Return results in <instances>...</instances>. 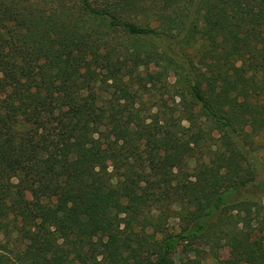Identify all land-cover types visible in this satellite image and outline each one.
I'll list each match as a JSON object with an SVG mask.
<instances>
[{"label":"trees","instance_id":"trees-1","mask_svg":"<svg viewBox=\"0 0 264 264\" xmlns=\"http://www.w3.org/2000/svg\"><path fill=\"white\" fill-rule=\"evenodd\" d=\"M260 136L264 0H0V264H264Z\"/></svg>","mask_w":264,"mask_h":264},{"label":"rangeland","instance_id":"rangeland-1","mask_svg":"<svg viewBox=\"0 0 264 264\" xmlns=\"http://www.w3.org/2000/svg\"><path fill=\"white\" fill-rule=\"evenodd\" d=\"M202 68H204L206 71L212 73L210 64H204L202 66ZM258 140H259L260 146H261L259 151H258V155L261 159L262 164L264 165V137L260 136L258 138ZM191 165L193 167L194 161L191 162ZM262 201H263V206H264V196H263ZM171 227L175 230L178 229L179 226H178V220L177 219L171 220ZM18 236H19L18 233H14L12 238H10V241H7V239H8L7 237L2 238L3 239L2 243L7 244L9 249L12 251L13 256L17 255V254L20 255L22 250H23V247H24L23 244L20 243V240H17ZM223 256H227V251L223 252ZM175 257L179 263H182V261H183V263H185V264H217V261L215 260V258L211 254H209L208 252H206L204 255L200 256V258L197 257L195 253H191L188 256H186V255L181 256L180 252L176 253Z\"/></svg>","mask_w":264,"mask_h":264}]
</instances>
